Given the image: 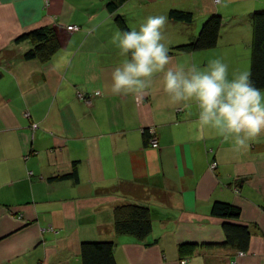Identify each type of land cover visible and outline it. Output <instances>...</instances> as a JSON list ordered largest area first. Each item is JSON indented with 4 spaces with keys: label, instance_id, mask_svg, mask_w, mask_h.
Returning <instances> with one entry per match:
<instances>
[{
    "label": "crops",
    "instance_id": "1",
    "mask_svg": "<svg viewBox=\"0 0 264 264\" xmlns=\"http://www.w3.org/2000/svg\"><path fill=\"white\" fill-rule=\"evenodd\" d=\"M111 1L0 0V264H83V244L105 241L115 242L117 264H264V133L237 152L221 137L195 139L194 104L172 106L155 85L139 103L110 90L123 60L114 34L126 32L123 23L139 30L149 16L167 18L162 42L174 65L219 58L229 78L250 72L240 45L251 52V14L264 0H246L247 25L245 13L233 15L217 47L193 52L176 46L193 41L212 14L224 20L220 4L127 0L113 10ZM173 8L194 12L195 21L170 19ZM73 24L81 28L70 31ZM40 26L54 27L61 40L45 63L25 60L32 44L16 40ZM217 200L241 208L233 222L251 229L246 254L204 246L225 241L226 219L212 214ZM125 204L151 209L145 240L117 234L115 209ZM183 243L198 244L196 252L182 255Z\"/></svg>",
    "mask_w": 264,
    "mask_h": 264
},
{
    "label": "clouds",
    "instance_id": "2",
    "mask_svg": "<svg viewBox=\"0 0 264 264\" xmlns=\"http://www.w3.org/2000/svg\"><path fill=\"white\" fill-rule=\"evenodd\" d=\"M166 21L165 16H149L139 30L114 34L112 43L123 60L111 73V93L132 95L139 103L155 85L170 105H195V139L221 137L231 141L235 151H246L264 133V92L254 86L248 71H234L229 78V66L219 58L209 60L205 67L174 65L162 42ZM66 63L57 62L54 68Z\"/></svg>",
    "mask_w": 264,
    "mask_h": 264
},
{
    "label": "trees",
    "instance_id": "3",
    "mask_svg": "<svg viewBox=\"0 0 264 264\" xmlns=\"http://www.w3.org/2000/svg\"><path fill=\"white\" fill-rule=\"evenodd\" d=\"M126 1L112 0L109 6L114 10ZM169 17L174 21L188 24H192L195 21L194 12L178 8L171 9ZM251 19L253 39L250 57V79L255 87L264 91V9L253 12ZM123 26L126 31H131L125 23H123ZM222 27L223 17L219 14H212L204 22L198 36L193 41L176 46V49L193 52L215 48L220 42ZM16 40H30L32 44L23 53L25 60L37 59L45 63L50 61L61 48V40L55 28L51 26L36 27L24 32ZM145 132L149 134V140L154 136L151 129H147ZM64 177H68V175ZM241 213V208L231 202L224 200L215 201L212 207V214L226 219L223 223L225 241L208 243L204 244V246L230 249L239 254L241 252L246 253L250 248L251 229L247 225L233 222V220L240 219ZM115 228L119 235H133L138 239L145 240L151 235L154 228L152 211L149 207L138 204L118 206L115 209ZM197 247L198 244L195 243H183L179 245V251L182 255L193 254L196 252ZM114 251V241L84 243L82 250L83 264H117ZM230 264H234L232 259H230Z\"/></svg>",
    "mask_w": 264,
    "mask_h": 264
},
{
    "label": "rangeland",
    "instance_id": "4",
    "mask_svg": "<svg viewBox=\"0 0 264 264\" xmlns=\"http://www.w3.org/2000/svg\"><path fill=\"white\" fill-rule=\"evenodd\" d=\"M213 1L215 4H217L215 2V0H213ZM219 7L222 11V14L225 17V19L223 20L224 25L226 24V21H229L228 19H230L233 15L239 14L240 16H242L244 13L245 14L242 17L241 23L244 25L248 24V20H249L248 19V13L245 11H247V9H249V8H247V1L246 0H225L223 3H220ZM242 43L243 44L240 45L241 55H244L245 51H247L246 53H248V56L251 57V52H249L250 48L248 50L246 47L247 43H244V42H242ZM251 45H252V43H251Z\"/></svg>",
    "mask_w": 264,
    "mask_h": 264
},
{
    "label": "built area",
    "instance_id": "5",
    "mask_svg": "<svg viewBox=\"0 0 264 264\" xmlns=\"http://www.w3.org/2000/svg\"><path fill=\"white\" fill-rule=\"evenodd\" d=\"M81 27L79 26V25H77V24H73V25H69L68 26V29L70 30V31H76V30H79ZM78 97L80 98V99H83V100H85L87 103H91V98L92 97H88L87 96V94L86 93H84V92H78ZM27 115L28 116H30V114L29 113H27ZM33 127L36 129L38 126H37V124H33ZM152 131V133H153V137L150 139V142H151V145L153 146V147H159V139H158V137H157V134H156V132L154 131V130H151ZM217 166V163L216 162H213L212 164H211V168H215ZM244 254H246V253H243V252H241L240 253V255H244ZM187 260H184V263L186 262Z\"/></svg>",
    "mask_w": 264,
    "mask_h": 264
}]
</instances>
